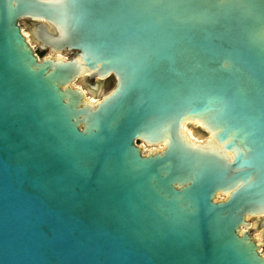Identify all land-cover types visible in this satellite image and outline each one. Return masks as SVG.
<instances>
[{
    "label": "water",
    "instance_id": "1",
    "mask_svg": "<svg viewBox=\"0 0 264 264\" xmlns=\"http://www.w3.org/2000/svg\"><path fill=\"white\" fill-rule=\"evenodd\" d=\"M249 219L264 0H0V264H264Z\"/></svg>",
    "mask_w": 264,
    "mask_h": 264
},
{
    "label": "rangeland",
    "instance_id": "2",
    "mask_svg": "<svg viewBox=\"0 0 264 264\" xmlns=\"http://www.w3.org/2000/svg\"><path fill=\"white\" fill-rule=\"evenodd\" d=\"M30 22L25 20V21H20L18 23L19 25V28L21 30V33L23 32L25 35L24 37H28V44L31 45V49L33 51V53L38 57L39 60H41L43 57H47V56H50V57H64L66 59H71L74 54L73 53H62L59 54V55H54L53 53L49 52L48 50L47 51H41L36 44H34L32 42V40L30 39L29 37V34H28V27L30 26ZM23 35V34H22ZM74 86H79L81 88H83L84 90H86L85 88V84H74ZM114 87V79L113 78H109L107 80H105L103 83H102V89H101V94L99 95V98L108 94ZM195 131L196 129L194 130H187L185 133L187 134V132H189V139H191L193 142L195 143H201L202 142V138L198 135V134H195ZM199 140H201V142H199ZM138 147L141 146L142 144L140 142H136L135 143ZM161 148L159 147H155V148H148V150H144V152H148L149 150H152V151H155V150H160ZM223 198L217 196V198L214 200V202L217 201H221ZM248 222L252 225V228L251 229H248V233L251 237H255L257 239V243L261 245V253L264 254V236L262 235V230H256L255 228V221L254 220H248ZM259 238H261L259 240Z\"/></svg>",
    "mask_w": 264,
    "mask_h": 264
},
{
    "label": "flooded vegetation",
    "instance_id": "3",
    "mask_svg": "<svg viewBox=\"0 0 264 264\" xmlns=\"http://www.w3.org/2000/svg\"><path fill=\"white\" fill-rule=\"evenodd\" d=\"M23 36L25 35L23 32H22ZM26 38V37H25ZM28 37L26 38V40L28 41ZM28 43V42H27ZM31 47V45H29ZM32 48V47H31ZM55 55V54H54ZM62 55V54H61ZM59 58H62L63 60H66V58L64 57H59ZM75 87H78L79 89H81V91H83V93L86 95L87 97V100L91 103V104H94L95 102H97L99 100V95L101 94V91H98L96 93V97H94L93 94H89L86 92V90H84L83 88L79 87V86H75ZM140 147L143 148V150H148L147 147L141 145ZM255 221V225L257 224V220H254Z\"/></svg>",
    "mask_w": 264,
    "mask_h": 264
},
{
    "label": "bare ground",
    "instance_id": "4",
    "mask_svg": "<svg viewBox=\"0 0 264 264\" xmlns=\"http://www.w3.org/2000/svg\"><path fill=\"white\" fill-rule=\"evenodd\" d=\"M26 39V38H25ZM56 55V54H55ZM57 55H59V54H57ZM55 58H59V57H55ZM62 59V58H61ZM96 103V102H95ZM198 127H200V125H198V124H196V125H194V126H188L187 124H184L183 125V128H182V130H183V133L188 137L189 136V132H187V134L185 133L187 130H194V129H196V128H198ZM197 132L195 131V134H196ZM189 138V137H188ZM191 140V139H190ZM192 141V140H191ZM193 142V141H192ZM199 142H201V140H199ZM205 142V140L204 139H202V142L201 143H196V144H203ZM195 143V142H194ZM140 147V146H139ZM142 148V147H141ZM159 148H161L160 150H158L159 152L161 151V150H163L164 149V146H159ZM149 151H152V150H149ZM148 151V152H149ZM152 152H155V151H152ZM220 197V196H219ZM216 202H218L217 200H216ZM255 220H257V223L258 222H260L261 220L260 219H255ZM261 238H259V240H260ZM256 243H257V240H256ZM262 254V253H261Z\"/></svg>",
    "mask_w": 264,
    "mask_h": 264
}]
</instances>
